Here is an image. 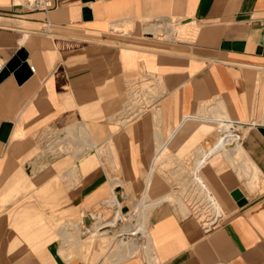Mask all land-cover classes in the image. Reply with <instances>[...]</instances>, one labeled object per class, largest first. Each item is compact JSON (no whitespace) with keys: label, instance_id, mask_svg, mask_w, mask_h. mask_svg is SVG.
<instances>
[{"label":"crops","instance_id":"crops-1","mask_svg":"<svg viewBox=\"0 0 264 264\" xmlns=\"http://www.w3.org/2000/svg\"><path fill=\"white\" fill-rule=\"evenodd\" d=\"M0 62V264H264V0H0Z\"/></svg>","mask_w":264,"mask_h":264},{"label":"rangeland","instance_id":"rangeland-1","mask_svg":"<svg viewBox=\"0 0 264 264\" xmlns=\"http://www.w3.org/2000/svg\"><path fill=\"white\" fill-rule=\"evenodd\" d=\"M24 56V55H23ZM172 153H174V152H172ZM189 157H191V156H189ZM189 157H188V159H189ZM187 159V160H188ZM25 171H27V172H30V168H27V169H24V172ZM255 181H257V180H255ZM116 191L117 192H119V194H120V191L122 192L123 191V188L122 187H117L116 188ZM67 191L65 190L64 192H63V194H59L57 197H56V199H55V203L57 202V204H59V206L58 207H56V209H55V215L53 216V218H56V219H63V218H70L71 216H74V215H72V213L74 214V213H77L78 212V210H76V212L73 210H71V208L69 207V209L67 210V212L66 213H63V214H61L60 213V210L61 209H63V208H67L68 206H67V204H66V193ZM121 195V194H120ZM122 198V197H121ZM188 201H192V200H190V199H188ZM18 199H13V200H11L9 203L10 204H13L12 206H11V208L13 209V208H15L16 206H17V204H18ZM69 205V204H68ZM183 205L185 206V212H183V214L182 215H184V216H186V215H189V214H195L198 218L197 219H200V216H199V212H196V211H194V208L196 207V206H189V202H187V200H185V202L183 203ZM62 206V207H61ZM10 209V208H9ZM11 209V210H12ZM94 208H91V209H87L86 210V213H89V212H94V210H93ZM71 210V211H70ZM10 211V210H9ZM123 211H124V213H127V212H129L130 214H134V213H136V212H138V210L136 209H134V207H133V205H132V203H125L124 204V208H123ZM187 211V212H186ZM77 216V215H76ZM219 218H221L220 217V214L218 213V214H213L212 216L210 215V216H208L207 215V217L206 218H204L203 220H200V221H202V223L204 224V223H210V222H213V221H215L216 219H219ZM204 225H206V224H204ZM207 227H209V226H212V225H206ZM106 229H107V227H106ZM115 238L118 236V235H113ZM109 240H111L112 239V237L111 236H109V238H108ZM147 241V240H146ZM138 248L139 247H137L136 249L138 250ZM85 251L87 252V254L89 255L90 254V252L92 251V247H88V248H86L85 249ZM87 259V261H89V263H87V262H85V261H83L82 263L83 264H92L93 262H90V260H89V257H87L86 258Z\"/></svg>","mask_w":264,"mask_h":264},{"label":"bare ground","instance_id":"bare-ground-1","mask_svg":"<svg viewBox=\"0 0 264 264\" xmlns=\"http://www.w3.org/2000/svg\"><path fill=\"white\" fill-rule=\"evenodd\" d=\"M148 200L139 202L140 206H141V210L138 214L136 215H128V217L126 215H122L123 213L121 212H116L115 216L112 218V220L109 222V225L111 227H113V230L117 231L118 230V222L120 221L121 223H126V227H128V224L130 225V223L133 221V219H135V221L137 222V229L138 232H141L143 236L142 240H144V232L146 229V224H147V219L148 216L146 214V207L147 205L145 204V202H147ZM140 208V207H139ZM121 225V229H123L122 224ZM120 233V232H119ZM68 236V234H67ZM124 236V235H123ZM141 245V243L138 242V240H136L134 237H130V236H125L124 237V243H120L119 248L116 249L113 254L115 256H121V255H133L134 253H136L137 251V247H139Z\"/></svg>","mask_w":264,"mask_h":264},{"label":"built area","instance_id":"built-area-1","mask_svg":"<svg viewBox=\"0 0 264 264\" xmlns=\"http://www.w3.org/2000/svg\"><path fill=\"white\" fill-rule=\"evenodd\" d=\"M11 5L22 7L28 12H48L56 6V0H11ZM2 63L0 62V68ZM33 71V67L30 66Z\"/></svg>","mask_w":264,"mask_h":264},{"label":"water","instance_id":"water-1","mask_svg":"<svg viewBox=\"0 0 264 264\" xmlns=\"http://www.w3.org/2000/svg\"><path fill=\"white\" fill-rule=\"evenodd\" d=\"M16 60V59H15ZM15 60H13V61H11L10 63H9V65H11V66H13L14 64H16L17 63V60L15 61ZM7 128H3V130H1V133L4 135V137L3 138H5V136H6V134H7ZM244 203V201L243 200H240L239 202H238V204L239 205H242Z\"/></svg>","mask_w":264,"mask_h":264}]
</instances>
